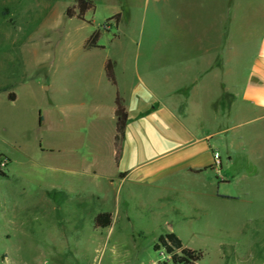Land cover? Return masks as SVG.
Instances as JSON below:
<instances>
[{
    "label": "rangeland",
    "instance_id": "1",
    "mask_svg": "<svg viewBox=\"0 0 264 264\" xmlns=\"http://www.w3.org/2000/svg\"><path fill=\"white\" fill-rule=\"evenodd\" d=\"M89 1L93 8L78 18L77 0H0V13L11 11L0 16V155L8 160L0 175V264H172L156 248L167 233L202 253L197 264H264L263 109L240 102L223 123L229 129L214 140L223 166L209 172L215 188L194 178L110 185L61 171L71 166V138L88 154L62 107L77 96L86 103L92 84H104L108 58L136 44L149 57L157 42L167 59H186V0ZM199 1L218 5L220 25L227 0L192 6ZM232 13L241 86L264 37V0H237ZM96 31L100 47L86 49ZM53 190L68 196L59 197V212L47 196ZM101 213L112 214L110 226L96 227Z\"/></svg>",
    "mask_w": 264,
    "mask_h": 264
},
{
    "label": "crops",
    "instance_id": "2",
    "mask_svg": "<svg viewBox=\"0 0 264 264\" xmlns=\"http://www.w3.org/2000/svg\"><path fill=\"white\" fill-rule=\"evenodd\" d=\"M236 2L227 0L218 27L217 4L199 1L192 6L191 0H186V59H167L157 42L152 43L149 57L141 58V47L136 44L135 49H123L119 59L108 58L115 63L117 84L106 76L104 84H92L86 103L77 96L62 107L66 120L75 126L72 134L84 137L88 154L79 150L82 144L78 138H71L75 147L71 166L61 171L100 176L110 185L116 180L120 185L136 181L151 186L167 178H194L215 188V178L209 172H218L214 151H218L219 142L214 140L229 129L223 123L239 112L240 102L246 110H264V37L258 42L243 85H238L239 51L231 43L229 28L236 18L232 13ZM207 18L212 20L209 25ZM119 96L129 116L117 163ZM214 190V195L221 197L218 188Z\"/></svg>",
    "mask_w": 264,
    "mask_h": 264
},
{
    "label": "trees",
    "instance_id": "3",
    "mask_svg": "<svg viewBox=\"0 0 264 264\" xmlns=\"http://www.w3.org/2000/svg\"><path fill=\"white\" fill-rule=\"evenodd\" d=\"M77 7L79 8L78 18H83L86 12L93 8V3L89 0H77ZM11 13L10 9L4 8L0 13V16L7 17ZM71 17L70 13L67 14ZM119 14L113 18L119 19ZM100 39V31H96L91 35V37L86 41V49H92L100 47L98 41ZM107 74L113 84H117L116 76L114 73V63L108 61L106 66ZM3 90H7L4 88ZM9 98L11 100L16 99L15 94H10ZM117 109H116V118H117V133L115 137V147H116V162L118 163L122 153V147L125 139L126 127L128 122V112L124 105L123 99L119 96L117 98ZM3 155H0V175L5 176V173L1 170V164L5 160L8 162L7 158L2 159ZM47 196L52 199L56 205V211L59 212L61 207L59 206V197H62L63 200L68 199L66 193L62 191H48ZM112 223V214L110 213H101L95 218L96 227H107ZM163 246L169 256V261L172 264H197V262L202 258V253L196 250H192L183 245L182 241L175 233H167L160 237V244L156 246L157 249Z\"/></svg>",
    "mask_w": 264,
    "mask_h": 264
},
{
    "label": "built area",
    "instance_id": "4",
    "mask_svg": "<svg viewBox=\"0 0 264 264\" xmlns=\"http://www.w3.org/2000/svg\"><path fill=\"white\" fill-rule=\"evenodd\" d=\"M214 159H215V166H216L217 168H219V167L221 166V164H222L220 153L216 152V153L214 154ZM6 163H7V161L4 160V161L2 162V164H1V166H5Z\"/></svg>",
    "mask_w": 264,
    "mask_h": 264
}]
</instances>
